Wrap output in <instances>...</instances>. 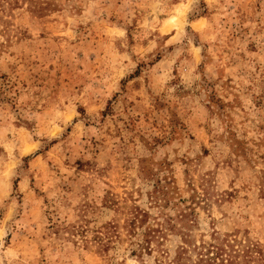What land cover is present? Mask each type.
Wrapping results in <instances>:
<instances>
[{"label":"rangeland","instance_id":"1","mask_svg":"<svg viewBox=\"0 0 264 264\" xmlns=\"http://www.w3.org/2000/svg\"><path fill=\"white\" fill-rule=\"evenodd\" d=\"M0 264H264V0H0Z\"/></svg>","mask_w":264,"mask_h":264},{"label":"trees","instance_id":"2","mask_svg":"<svg viewBox=\"0 0 264 264\" xmlns=\"http://www.w3.org/2000/svg\"><path fill=\"white\" fill-rule=\"evenodd\" d=\"M137 221H139V220H138V216L135 215L134 218L131 220L130 225L133 226ZM134 230H135V229H132V230H130V232H132V231L134 232ZM136 233H137V232H136ZM149 240H150V239H148V238L146 239L147 242H148ZM140 244H141V243H140ZM141 245H142V244H141ZM146 246H147V248H148V245H146ZM146 246H145V248H146ZM203 260H205V259H204V255L201 256V260H200V261L202 262Z\"/></svg>","mask_w":264,"mask_h":264}]
</instances>
